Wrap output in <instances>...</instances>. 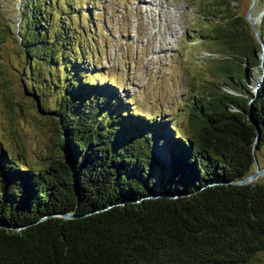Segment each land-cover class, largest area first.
I'll list each match as a JSON object with an SVG mask.
<instances>
[{
    "label": "trees",
    "instance_id": "trees-1",
    "mask_svg": "<svg viewBox=\"0 0 264 264\" xmlns=\"http://www.w3.org/2000/svg\"><path fill=\"white\" fill-rule=\"evenodd\" d=\"M209 1L220 79L190 97L186 136L174 128L162 158L137 137L156 124L82 78L76 27L61 15L57 24V1L21 0L29 71H55L62 155L37 170L0 150V264H247L264 253V182H228L254 170L264 145V13L261 43L239 0ZM33 94L43 111L42 91Z\"/></svg>",
    "mask_w": 264,
    "mask_h": 264
},
{
    "label": "rangeland",
    "instance_id": "rangeland-1",
    "mask_svg": "<svg viewBox=\"0 0 264 264\" xmlns=\"http://www.w3.org/2000/svg\"><path fill=\"white\" fill-rule=\"evenodd\" d=\"M55 1L59 5L57 24L61 15L68 18L65 25L71 30L76 27V48L80 46L84 56L82 78L94 92L111 89L110 98L122 100L130 113L156 124L153 130L140 125L142 132L137 137L150 138L153 157L165 158L174 128L180 137L186 136L190 97L201 92L204 84L220 79L215 67L224 55L207 38L215 19L207 13L210 1ZM251 3L239 0L234 4L245 15ZM21 4V0H0V150L22 166L38 170L62 155L54 113L60 91L54 84V69L44 67L42 79L29 71L18 41L23 24ZM263 5L257 3L252 10L256 24ZM261 69L251 72L248 85L252 88ZM33 90L35 94L42 91L39 106L43 111H39ZM255 155L264 168V145ZM257 181L264 182L263 173ZM160 191L157 187L155 193ZM247 264H264V253Z\"/></svg>",
    "mask_w": 264,
    "mask_h": 264
},
{
    "label": "water",
    "instance_id": "water-1",
    "mask_svg": "<svg viewBox=\"0 0 264 264\" xmlns=\"http://www.w3.org/2000/svg\"><path fill=\"white\" fill-rule=\"evenodd\" d=\"M258 3V0H252V3L250 4L246 14H245V19L248 21V23L250 24L251 28L253 29V33L255 35V38L261 42L260 37L258 35V29L256 27V19H253L252 16V10L255 7V5ZM264 13V9L261 11L260 16L258 18V22L261 18V16ZM262 43V42H261ZM261 57H263V52L261 53ZM262 73L260 75L259 81L257 82V84L253 87V92L256 93L257 88L261 85L262 83ZM252 99V98H251ZM253 159H254V164H255V168L254 170L249 174L245 175L244 177H242L241 179L238 180H230L228 182L233 183L235 185H244V184H250L254 181H256L258 179V177L263 173L264 174V168L260 167L257 158H256V153L255 150L253 152ZM153 197H155L156 195H152ZM58 216H62V217H70L73 218L74 217V213H70V212H63V213H59L57 214ZM0 226H2V224L0 223Z\"/></svg>",
    "mask_w": 264,
    "mask_h": 264
}]
</instances>
